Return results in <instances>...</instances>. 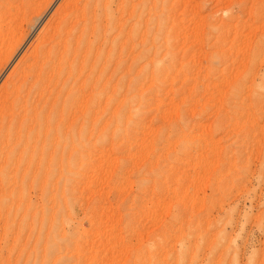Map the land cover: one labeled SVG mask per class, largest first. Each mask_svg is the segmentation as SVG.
<instances>
[{
	"label": "rangeland",
	"instance_id": "rangeland-1",
	"mask_svg": "<svg viewBox=\"0 0 264 264\" xmlns=\"http://www.w3.org/2000/svg\"><path fill=\"white\" fill-rule=\"evenodd\" d=\"M66 1L0 0L1 93ZM151 1L143 48L82 53V151L0 197V264H264V0Z\"/></svg>",
	"mask_w": 264,
	"mask_h": 264
},
{
	"label": "bare ground",
	"instance_id": "bare-ground-1",
	"mask_svg": "<svg viewBox=\"0 0 264 264\" xmlns=\"http://www.w3.org/2000/svg\"><path fill=\"white\" fill-rule=\"evenodd\" d=\"M135 1H137L135 5L131 1L129 3V0L115 2L112 0H68L64 2L49 33L39 42L36 50L31 51V55L23 64L19 65L21 68L19 67L20 71L17 72L15 80L11 84L9 81L10 85L2 89L4 90L2 93L0 91V197L5 200L10 199L8 203L12 202L13 206L14 199L11 198L13 196L11 194L15 193L17 187L18 190L23 188L20 198L15 199L17 202L14 203V206L17 204L19 210L24 212L23 217L36 212L29 202L31 197L38 196L41 201H49L51 183L54 179L61 181L65 178L68 166L79 158L77 154L82 151V83L79 85L82 78V53L83 56H88L92 53L91 48H95L91 67L93 69L99 63L102 66L101 63L106 62L118 48V51L122 52L130 47L128 43L131 37L135 36L134 33L131 34L134 23L141 29L140 41L137 42H140L142 48L144 47L145 26H147L145 15L146 11L150 13L151 10L145 11L146 0ZM113 6L115 10L112 11L116 14V19L112 17ZM152 14L157 13L152 12ZM161 15H156L154 20ZM116 20L117 27L112 28V22ZM128 22L132 24L129 25ZM111 33L112 36H110ZM2 34L4 36V33ZM98 36L102 38V41H99ZM140 52L143 51L140 50ZM102 55H105L104 58H101ZM3 198L1 200H4ZM25 200H28V205ZM3 205L5 207V204ZM8 214L11 215V212Z\"/></svg>",
	"mask_w": 264,
	"mask_h": 264
}]
</instances>
